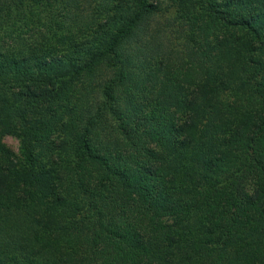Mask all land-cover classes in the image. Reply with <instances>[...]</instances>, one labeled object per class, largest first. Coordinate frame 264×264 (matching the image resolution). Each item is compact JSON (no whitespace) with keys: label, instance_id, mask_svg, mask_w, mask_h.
Returning <instances> with one entry per match:
<instances>
[{"label":"trees","instance_id":"trees-1","mask_svg":"<svg viewBox=\"0 0 264 264\" xmlns=\"http://www.w3.org/2000/svg\"><path fill=\"white\" fill-rule=\"evenodd\" d=\"M0 264H264V0H0Z\"/></svg>","mask_w":264,"mask_h":264},{"label":"rangeland","instance_id":"rangeland-1","mask_svg":"<svg viewBox=\"0 0 264 264\" xmlns=\"http://www.w3.org/2000/svg\"><path fill=\"white\" fill-rule=\"evenodd\" d=\"M169 15L171 14L170 13L160 14L158 16V20L161 23L165 22L166 20H168V18H170ZM3 140L12 150H14L15 152L19 151V140L16 137L12 135H6Z\"/></svg>","mask_w":264,"mask_h":264}]
</instances>
